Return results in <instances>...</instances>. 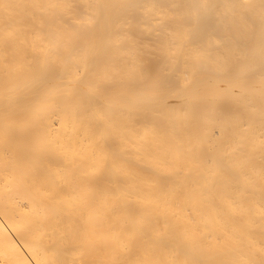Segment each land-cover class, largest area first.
Instances as JSON below:
<instances>
[{
	"label": "bare ground",
	"instance_id": "bare-ground-1",
	"mask_svg": "<svg viewBox=\"0 0 264 264\" xmlns=\"http://www.w3.org/2000/svg\"><path fill=\"white\" fill-rule=\"evenodd\" d=\"M0 264H264V0H0Z\"/></svg>",
	"mask_w": 264,
	"mask_h": 264
}]
</instances>
